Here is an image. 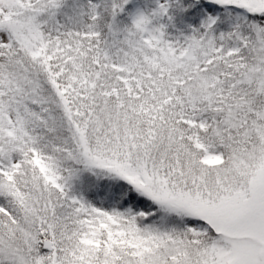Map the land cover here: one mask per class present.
<instances>
[{"label":"snow or ice","instance_id":"1","mask_svg":"<svg viewBox=\"0 0 264 264\" xmlns=\"http://www.w3.org/2000/svg\"><path fill=\"white\" fill-rule=\"evenodd\" d=\"M0 264H264V0H0Z\"/></svg>","mask_w":264,"mask_h":264}]
</instances>
